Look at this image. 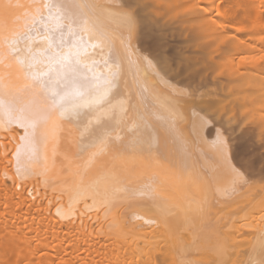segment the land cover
I'll return each mask as SVG.
<instances>
[{
	"label": "bare ground",
	"instance_id": "6f19581e",
	"mask_svg": "<svg viewBox=\"0 0 264 264\" xmlns=\"http://www.w3.org/2000/svg\"><path fill=\"white\" fill-rule=\"evenodd\" d=\"M232 1L0 0V264H264V0Z\"/></svg>",
	"mask_w": 264,
	"mask_h": 264
},
{
	"label": "rangeland",
	"instance_id": "374dc122",
	"mask_svg": "<svg viewBox=\"0 0 264 264\" xmlns=\"http://www.w3.org/2000/svg\"><path fill=\"white\" fill-rule=\"evenodd\" d=\"M236 1V2H235ZM237 1H239V3H240V5H242L241 4V1L240 0H234V2L232 1V3H234V5H235V8H234V6L232 5V7L234 8V10H237L238 8H237V6L239 5V3L237 2ZM231 3V4H232ZM236 3V4H235ZM240 5L238 6L239 8H240ZM160 11V10H159ZM162 11V10H161ZM160 11V13H163L164 12V10H163V12H161ZM165 13V12H164ZM222 13H225V15L227 14L226 12H224V11H222ZM164 15V14H163ZM166 15V14H165ZM160 17H161V14L159 15ZM164 17H166V16H164ZM164 17H161L160 19H163ZM0 244H1V242H0Z\"/></svg>",
	"mask_w": 264,
	"mask_h": 264
}]
</instances>
